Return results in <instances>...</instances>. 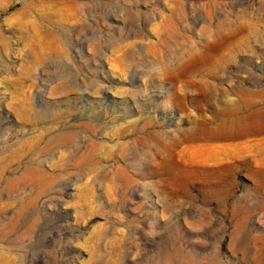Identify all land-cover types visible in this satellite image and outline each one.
Here are the masks:
<instances>
[{
  "label": "rangeland",
  "instance_id": "374dc122",
  "mask_svg": "<svg viewBox=\"0 0 264 264\" xmlns=\"http://www.w3.org/2000/svg\"><path fill=\"white\" fill-rule=\"evenodd\" d=\"M257 107L264 0H0V264H264V151L185 141Z\"/></svg>",
  "mask_w": 264,
  "mask_h": 264
},
{
  "label": "bare ground",
  "instance_id": "6f19581e",
  "mask_svg": "<svg viewBox=\"0 0 264 264\" xmlns=\"http://www.w3.org/2000/svg\"><path fill=\"white\" fill-rule=\"evenodd\" d=\"M200 54L198 55L200 56ZM257 108L246 115L236 117L227 126L219 125L215 129L192 130L185 137V141L194 142L196 140H205L196 146L193 145L192 148L200 152L212 153L214 155L213 162L216 164H221L225 159L234 156L240 157L243 153L251 154L252 158H255L249 159L248 156L245 158L249 165L254 162L258 164L260 161L259 156L264 151V107ZM220 115L223 116L221 113ZM190 146L189 143L187 148H190ZM262 174L264 175V170H262Z\"/></svg>",
  "mask_w": 264,
  "mask_h": 264
}]
</instances>
